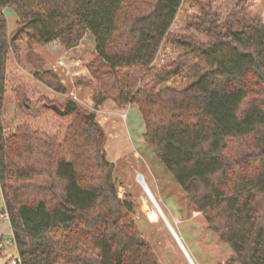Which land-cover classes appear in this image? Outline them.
I'll use <instances>...</instances> for the list:
<instances>
[{"label": "trees", "instance_id": "obj_1", "mask_svg": "<svg viewBox=\"0 0 264 264\" xmlns=\"http://www.w3.org/2000/svg\"><path fill=\"white\" fill-rule=\"evenodd\" d=\"M183 2L0 0V189L20 264L159 262L118 198L95 118L87 122L74 102L65 115L43 105L72 118L61 143L28 126L4 134L7 63L16 41L6 8L39 45L60 41L71 49L90 33L114 79L117 106L139 107L146 143L233 250L226 264H264V23H228L207 31L208 43H186L180 68L200 64L208 72L179 89L186 79L179 68L158 71L153 64ZM36 77L65 92L52 71Z\"/></svg>", "mask_w": 264, "mask_h": 264}, {"label": "rangeland", "instance_id": "obj_2", "mask_svg": "<svg viewBox=\"0 0 264 264\" xmlns=\"http://www.w3.org/2000/svg\"><path fill=\"white\" fill-rule=\"evenodd\" d=\"M4 13L10 37L16 36L6 71L4 134L9 137L28 126L61 143L72 118L60 117L41 107L55 104L65 111L67 105L76 103L86 117L95 115L105 134L103 148L107 161L114 165L118 198L129 209V217L152 247L159 264H226L233 250L208 228L202 213L188 202L181 186L146 143L139 107L117 106L114 79L97 58L93 36L87 32L71 49L60 41L39 45L30 41L25 30L19 32L24 27L19 25L12 8H6ZM256 20L264 23V0H184L153 68L158 71L179 68L186 79L183 83L179 81L178 88L193 85L208 69L200 64L180 68V57L187 52L184 45L208 43L213 40V33L211 36L207 31L218 33L228 23L247 26ZM45 71L57 75L65 87L64 93L56 92L36 77ZM143 86L139 83L138 88ZM138 176L144 177L143 184L154 203ZM157 207L162 215L156 213ZM4 210L0 191V213ZM153 213L157 214L156 219H152ZM1 223L8 221L1 219ZM12 239L5 237L7 241ZM11 256L18 257L15 244L6 247L0 264H6Z\"/></svg>", "mask_w": 264, "mask_h": 264}, {"label": "built area", "instance_id": "obj_3", "mask_svg": "<svg viewBox=\"0 0 264 264\" xmlns=\"http://www.w3.org/2000/svg\"><path fill=\"white\" fill-rule=\"evenodd\" d=\"M0 191H1V189H0ZM2 197H3V195H2ZM0 216H1V218L3 220L8 221V222L10 221L9 214L6 211V208L1 213ZM11 244H15L16 245L14 237H13L12 240L0 242V261H1L2 255L5 254V252H6V247L9 246V245H11ZM6 264H20V260H19L18 257L16 258V257L11 256L10 257V260Z\"/></svg>", "mask_w": 264, "mask_h": 264}, {"label": "crops", "instance_id": "obj_4", "mask_svg": "<svg viewBox=\"0 0 264 264\" xmlns=\"http://www.w3.org/2000/svg\"><path fill=\"white\" fill-rule=\"evenodd\" d=\"M0 215H1V213H0ZM1 219L2 218L0 216V242H4V241H7V240H5V237H7V236L13 237V233H12L10 223L9 222H8V224L7 223H1Z\"/></svg>", "mask_w": 264, "mask_h": 264}, {"label": "bare ground", "instance_id": "obj_5", "mask_svg": "<svg viewBox=\"0 0 264 264\" xmlns=\"http://www.w3.org/2000/svg\"><path fill=\"white\" fill-rule=\"evenodd\" d=\"M138 181L145 187V191H146L147 195L149 196V198L151 199V201L154 203L153 197L151 196L150 193H148L145 184H143V181H145L144 177L138 176ZM155 207H156V205H155ZM156 210H157L156 213H159L160 215H162V213L159 211L158 207L156 208ZM156 213L151 214L152 219H156L157 218V216H156L157 214Z\"/></svg>", "mask_w": 264, "mask_h": 264}, {"label": "water", "instance_id": "obj_6", "mask_svg": "<svg viewBox=\"0 0 264 264\" xmlns=\"http://www.w3.org/2000/svg\"><path fill=\"white\" fill-rule=\"evenodd\" d=\"M24 30H25V29L22 28L21 31H19V32L21 33V32H23ZM15 39H16V36L13 38V40H15ZM71 107H75V108H77L76 106H74V104L71 103V104L67 105L65 111H63V112H62V111H59L60 115H65V114H67V112L71 109ZM94 118H95V115H94V114L88 115L86 121L88 122L89 119H94Z\"/></svg>", "mask_w": 264, "mask_h": 264}]
</instances>
